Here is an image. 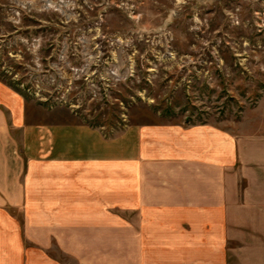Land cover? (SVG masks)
<instances>
[{"label":"crops","instance_id":"0c3cea01","mask_svg":"<svg viewBox=\"0 0 264 264\" xmlns=\"http://www.w3.org/2000/svg\"><path fill=\"white\" fill-rule=\"evenodd\" d=\"M46 114L0 80V264H264V132Z\"/></svg>","mask_w":264,"mask_h":264},{"label":"rangeland","instance_id":"374dc122","mask_svg":"<svg viewBox=\"0 0 264 264\" xmlns=\"http://www.w3.org/2000/svg\"><path fill=\"white\" fill-rule=\"evenodd\" d=\"M0 80L30 113L109 137L264 132V0H0Z\"/></svg>","mask_w":264,"mask_h":264}]
</instances>
